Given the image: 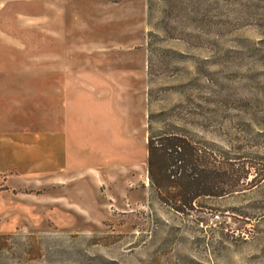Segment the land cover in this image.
Returning a JSON list of instances; mask_svg holds the SVG:
<instances>
[{
    "label": "rangeland",
    "instance_id": "obj_1",
    "mask_svg": "<svg viewBox=\"0 0 264 264\" xmlns=\"http://www.w3.org/2000/svg\"><path fill=\"white\" fill-rule=\"evenodd\" d=\"M0 66V129L68 153L0 171V264H264V0H0Z\"/></svg>",
    "mask_w": 264,
    "mask_h": 264
},
{
    "label": "crops",
    "instance_id": "obj_2",
    "mask_svg": "<svg viewBox=\"0 0 264 264\" xmlns=\"http://www.w3.org/2000/svg\"><path fill=\"white\" fill-rule=\"evenodd\" d=\"M2 69L0 66V74ZM13 70L7 68V74ZM7 74L0 75V86L10 79L5 77ZM6 103L7 98L0 95V110ZM66 133L65 123L62 127H48L41 131L0 129V171L14 169L20 173L38 175L65 169L68 160Z\"/></svg>",
    "mask_w": 264,
    "mask_h": 264
},
{
    "label": "trees",
    "instance_id": "obj_3",
    "mask_svg": "<svg viewBox=\"0 0 264 264\" xmlns=\"http://www.w3.org/2000/svg\"><path fill=\"white\" fill-rule=\"evenodd\" d=\"M176 142H170L169 139L166 141H154L150 139L147 142V151H148V164L149 166H155L158 170L160 179H173V180H195L198 181L199 174L196 172V166L194 163L195 150L189 149L186 150L182 144L184 139L178 138ZM175 163L172 165L171 162ZM187 170L194 171V175L189 177L187 175ZM156 188L161 190L163 185L160 181H156ZM198 193L192 194L188 198L190 203ZM174 206L179 209L183 200L174 198Z\"/></svg>",
    "mask_w": 264,
    "mask_h": 264
}]
</instances>
